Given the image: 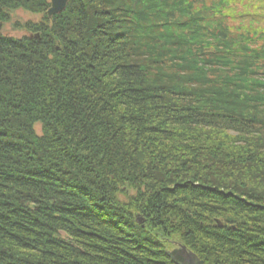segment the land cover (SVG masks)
Returning <instances> with one entry per match:
<instances>
[{"label":"trees","instance_id":"16d2710c","mask_svg":"<svg viewBox=\"0 0 264 264\" xmlns=\"http://www.w3.org/2000/svg\"><path fill=\"white\" fill-rule=\"evenodd\" d=\"M69 3L0 35V264H174V241L264 264V122L225 91L261 29L229 28L225 0ZM50 6L0 0V25Z\"/></svg>","mask_w":264,"mask_h":264},{"label":"rangeland","instance_id":"374dc122","mask_svg":"<svg viewBox=\"0 0 264 264\" xmlns=\"http://www.w3.org/2000/svg\"><path fill=\"white\" fill-rule=\"evenodd\" d=\"M225 1L226 3L228 2V4H232V7L234 8V10H231L230 5H225V7L227 8V14L230 17L228 18L229 21H227L225 24L229 28L237 27L236 31L240 29L239 31H237V33L240 32L241 29L246 28V26H248L247 28L261 29V34L256 35L257 37H255L254 39H257V47L259 49H262V47H264V42L262 38L264 37V0ZM69 2L70 0L68 1V4L65 9L60 12H55L51 15H49V12L54 9L53 0H50L51 6L49 7V10L44 14H36L29 11H24L22 9L13 11L10 15L11 20L7 21L3 25H0V35L1 37H3V39H12L16 42L23 41L24 43H27L28 39L29 41L30 39H33L34 36L39 38L40 34L35 31L36 28L34 26L42 22L45 18L48 20H52L55 16H59L69 7ZM231 15H233L232 18ZM251 41L255 42V40ZM247 47H249L248 43H241L240 45H238L239 51L233 52V55L236 54V56L229 55L227 57L231 58L232 63L231 65H229L230 68H232L231 73L238 77L231 80L233 85L232 83H230L231 87L225 89V91L228 94H231L228 99L231 100L233 104L245 107L248 113L251 111L252 115H254V117L252 118L253 121H257L259 124L262 125L264 122V111L262 110V108L264 107V76L261 73L264 74V70L262 71V68L260 67L264 66V62H257L254 61L252 58H247L246 50L244 49ZM208 59H210V57H208ZM248 70L252 72V76L246 78L245 73ZM184 83L185 82L181 84V86H183V90L184 88H192V86H187ZM175 84L176 83H174L173 81H169L166 83L167 86L171 87H175ZM209 89H211L210 85L205 86V88L202 89L203 92L201 94L203 96L209 95ZM238 96H241V98L245 97L248 101L244 100L243 102L238 103ZM202 107L205 108L204 106ZM220 111L221 114H226V112L222 110ZM259 124L256 125L259 126ZM42 127L43 126L41 124H37V126L35 127V131L39 136H42L43 134ZM137 223L141 225V223L144 222L143 220H137ZM181 246L185 245L178 241H174L172 245L167 248V257L169 252L172 253L176 250L179 251ZM168 260L172 261L170 257H168ZM172 262L175 264L174 261Z\"/></svg>","mask_w":264,"mask_h":264},{"label":"water","instance_id":"95a60500","mask_svg":"<svg viewBox=\"0 0 264 264\" xmlns=\"http://www.w3.org/2000/svg\"><path fill=\"white\" fill-rule=\"evenodd\" d=\"M69 0H53L54 9L49 12V15L60 12L66 8ZM168 257L175 262V264H204L196 254L190 252L185 246H181L179 251L168 253Z\"/></svg>","mask_w":264,"mask_h":264}]
</instances>
